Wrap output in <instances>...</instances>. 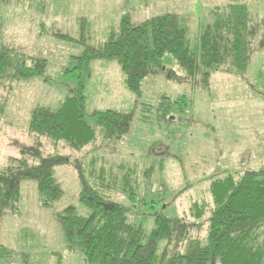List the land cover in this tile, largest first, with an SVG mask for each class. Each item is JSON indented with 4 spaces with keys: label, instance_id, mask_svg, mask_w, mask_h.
Here are the masks:
<instances>
[{
    "label": "rangeland",
    "instance_id": "obj_1",
    "mask_svg": "<svg viewBox=\"0 0 264 264\" xmlns=\"http://www.w3.org/2000/svg\"><path fill=\"white\" fill-rule=\"evenodd\" d=\"M227 1L0 0V49L9 50L12 62L26 57L45 60L40 76L6 80L0 91L6 97L0 120V167L7 157H21L22 148L33 144L26 130L33 108L59 107L76 87V81L66 74L77 64L75 57L86 46L98 48L122 16L138 25L153 16L174 13L185 22L190 47L195 48L197 36L213 20V12L224 8ZM247 5L252 16L264 18V1ZM123 6L127 7L123 10ZM78 39H84L83 44ZM163 62L167 71L147 76L139 94L125 86L115 60L88 63L81 77L86 120L98 134L100 128L89 117L92 111H132L129 130L120 138L99 136L95 146L83 149L61 142L58 153L66 162L55 168V177L63 195L49 207L41 205L34 179L21 182L19 213L5 214L0 220V244L13 252L10 258L0 259V264H84L80 248L66 249L57 213L71 205L77 215L89 214L79 202L76 165L85 171L93 157L102 163L106 160L107 165L119 161L135 165L136 205L129 213L130 221L149 231L155 215L178 216L192 225L189 235L197 239L205 235L206 218L213 208L210 182L227 174L237 177L264 169V47H254L243 74L220 68L208 78L207 88L199 76L180 81L168 77L171 73L180 78L183 72L170 55ZM163 95L170 98L167 103L174 104L168 106L165 116L157 105ZM143 105L154 107L147 124L139 121L142 112L147 115L150 111ZM42 144L45 152L52 151L47 142L42 140ZM146 168L150 175L145 178ZM105 192L113 202L129 205L126 195L117 189ZM195 201L204 205L200 219L188 215Z\"/></svg>",
    "mask_w": 264,
    "mask_h": 264
},
{
    "label": "trees",
    "instance_id": "obj_2",
    "mask_svg": "<svg viewBox=\"0 0 264 264\" xmlns=\"http://www.w3.org/2000/svg\"><path fill=\"white\" fill-rule=\"evenodd\" d=\"M254 1L264 0H228L224 8L213 12L214 18L197 36L195 48L190 47L185 22L174 13L156 15L138 25L124 15L116 27H110L108 37L98 48L86 46L75 57L77 64L66 73L76 81V87L55 110L44 106L33 108L26 127L33 144L22 148L21 157H7L0 167V219L5 214L19 213L23 180L36 181L43 206H51L63 195L55 177V168L66 162L58 153L61 142L83 149L95 146L99 136L104 140L120 138L129 130L132 111H92L89 117L100 128L98 134L86 120L81 77L91 60H115L124 74L125 86L139 94L147 76L167 71L163 61L170 55L183 75L176 78L167 73L168 77L180 81L199 76L207 88L208 78L220 68L243 74L254 47H264V18L252 16L247 5ZM54 35L72 40L67 35ZM76 42L83 44L84 39ZM44 68L43 59L26 57L12 62L9 50L0 49V91L6 80L40 76ZM169 101L163 95L157 104L161 105L162 116L169 105H174ZM5 105L6 97L0 95V120ZM143 106L150 111L147 115L142 112L139 121L147 124L154 107ZM42 140L52 151H44ZM105 162L93 157L85 171L76 165L81 186L79 202L89 214L79 216L71 205L57 213L66 249L72 252L80 248L84 264H264V169L237 177L227 174L210 182L213 208L205 219L208 223L205 235L197 239L189 235L192 225L178 216L155 215L154 227L149 231L130 221L129 213L136 205L135 165ZM147 170L145 178L150 175ZM112 189L126 195L127 207L110 199L105 191ZM191 204L189 217L200 219L204 205L196 201ZM12 255V250L0 244V259Z\"/></svg>",
    "mask_w": 264,
    "mask_h": 264
},
{
    "label": "crops",
    "instance_id": "obj_3",
    "mask_svg": "<svg viewBox=\"0 0 264 264\" xmlns=\"http://www.w3.org/2000/svg\"><path fill=\"white\" fill-rule=\"evenodd\" d=\"M1 220V219H0Z\"/></svg>",
    "mask_w": 264,
    "mask_h": 264
}]
</instances>
